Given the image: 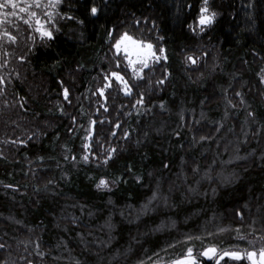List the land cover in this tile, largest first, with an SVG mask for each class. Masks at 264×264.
Masks as SVG:
<instances>
[{
	"label": "trees",
	"instance_id": "1",
	"mask_svg": "<svg viewBox=\"0 0 264 264\" xmlns=\"http://www.w3.org/2000/svg\"><path fill=\"white\" fill-rule=\"evenodd\" d=\"M59 4L0 68V264H249L202 250L264 248V0Z\"/></svg>",
	"mask_w": 264,
	"mask_h": 264
},
{
	"label": "rangeland",
	"instance_id": "2",
	"mask_svg": "<svg viewBox=\"0 0 264 264\" xmlns=\"http://www.w3.org/2000/svg\"><path fill=\"white\" fill-rule=\"evenodd\" d=\"M2 2H4V0H0V3ZM18 3L21 7L25 6V4H33V7L30 9V11H35L37 13V17L41 21H47L46 24H43V27L51 32L53 29H57L59 20H61V15L59 10L60 4H56L55 0H40L42 6L39 8L35 7L33 0H18ZM49 4H55V7H47ZM13 12L17 13V15H12L11 13ZM6 13L7 15H5ZM48 13H51V15L49 16ZM0 20H3V23L0 24V68L2 69L6 68V62L13 55L26 50L36 35H38L40 38H49L48 36L42 34L40 30L41 25L36 23V17H31L28 12H20L19 8H11L9 6L0 9ZM5 32L10 33V36L5 35ZM71 32H73V35L78 33L77 29H74ZM11 36H14L15 39H11ZM125 44L129 48L128 52L124 50ZM140 48L143 49V51H147V45L141 44ZM133 49L134 46L131 44V42L126 41L121 45L119 50H122L127 55L129 61H135V63L139 64L141 62L137 58L136 51ZM154 59L155 57H147V65ZM260 251H254L257 253L258 259ZM249 252L253 251L242 253V257L240 259H246L249 264H251V260L247 256V253Z\"/></svg>",
	"mask_w": 264,
	"mask_h": 264
},
{
	"label": "snow or ice",
	"instance_id": "3",
	"mask_svg": "<svg viewBox=\"0 0 264 264\" xmlns=\"http://www.w3.org/2000/svg\"><path fill=\"white\" fill-rule=\"evenodd\" d=\"M60 0H55V3L58 4ZM33 3L35 7L39 8L41 7L40 0H33ZM11 7V8H19L20 12H28L31 17H36V23L41 25V32L43 35L52 37V32L49 30H46L43 27V24H46L47 21H41L37 17V13L35 11H30V9L33 7V4H25V6L21 7L20 4L18 3V0H4V2L0 3V9H3L5 7ZM47 7H55V4H49ZM91 12L93 14H96L98 12V9L94 6L91 8ZM12 15H17V13L13 12L11 13ZM7 15V13L5 14ZM50 16L51 13H48ZM216 13L215 12H210L208 7H207V0H204V6L201 8V15L199 17V24L201 26L203 25H211L214 20H215ZM3 23V20H0V24ZM203 27H201V31H203ZM5 35H9L10 33L5 32ZM11 39H15L14 36H11ZM126 41L131 42V44L134 46V51H136L137 58L140 60L143 66H147V57H155V59H159V56H156V53L152 51V45L148 44L147 45V51L144 52L143 49L140 48V45L142 42L140 41H135L132 39V37L128 36L127 33H125L119 41L116 42V48L119 50L121 48V45L124 44ZM126 52L129 51L128 46L125 44V49ZM142 54V55H141ZM166 58V57H165ZM132 63H135V61H132ZM113 76L116 77L117 80H119L122 84L125 85V91H128V86L127 82L124 80L123 76L120 75L118 72L112 73ZM65 96H67L68 90L65 89ZM142 103V101H140ZM114 152L115 149H112ZM87 159V157H85ZM101 184L107 187V181H101ZM101 184H98L97 187H100ZM0 247H3V245H0ZM202 255L209 257V258H216L217 261L223 260L224 257H231L233 259H240L242 257V253L238 251H224L221 253H217V249L214 246H210L206 249L202 250ZM248 258L251 260V264H264V250L260 251L259 254V259L257 258V253L256 252H249L247 253ZM173 264H198V261L196 260V257L193 255V249L188 248L187 249V254L186 256L177 259L173 261Z\"/></svg>",
	"mask_w": 264,
	"mask_h": 264
},
{
	"label": "bare ground",
	"instance_id": "4",
	"mask_svg": "<svg viewBox=\"0 0 264 264\" xmlns=\"http://www.w3.org/2000/svg\"><path fill=\"white\" fill-rule=\"evenodd\" d=\"M242 253H246V252H242Z\"/></svg>",
	"mask_w": 264,
	"mask_h": 264
}]
</instances>
